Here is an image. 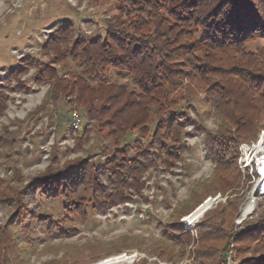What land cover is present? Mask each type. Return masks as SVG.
Returning a JSON list of instances; mask_svg holds the SVG:
<instances>
[{"label":"rangeland","instance_id":"obj_1","mask_svg":"<svg viewBox=\"0 0 264 264\" xmlns=\"http://www.w3.org/2000/svg\"><path fill=\"white\" fill-rule=\"evenodd\" d=\"M126 2L0 0V264H95L134 250L154 257L158 244L166 250L163 258L175 264L185 260L189 264H221L230 251L236 264L264 256V240L239 241L244 230L264 225V197L252 196L262 181L255 171H242L230 160L219 163L216 154L210 153L232 108L218 109L205 94L209 84L188 79L172 94L188 117L180 144L170 142L174 150L180 146V153L170 163H157L144 171L141 189L129 185L120 196L116 189L119 182H112L115 175L107 170L113 164L110 159L118 150L127 158L134 157L140 147L144 150L155 124L146 131L130 130L117 141L74 103V97L69 101L56 92L53 81L40 79L46 65L56 68L62 78L82 72L76 62H57L55 50L45 49L52 35L69 25L75 30L72 42L104 39L109 28L126 24L125 14L132 8ZM72 42L60 48H70ZM203 50L214 67L264 73L263 37L250 40L240 50ZM109 77L115 84H130L135 89L127 73L111 71ZM217 79L213 77L211 82ZM89 81L93 87L98 83ZM73 112L83 117L80 130L71 128ZM259 127L256 135L240 143H257L264 122ZM82 164L85 174H78L70 191L66 187L62 194L38 191L43 181L68 170L79 172ZM218 194L226 200L210 210L235 209L231 223L225 224H231V237L223 252L213 256L215 251H210L198 258L200 248H205L198 240L200 229H187L189 244L174 241L171 235L178 233L175 226H183L182 218ZM248 199H256L257 206L244 216ZM25 207H33L32 212L20 216ZM94 251L104 254L92 259Z\"/></svg>","mask_w":264,"mask_h":264},{"label":"trees","instance_id":"obj_2","mask_svg":"<svg viewBox=\"0 0 264 264\" xmlns=\"http://www.w3.org/2000/svg\"><path fill=\"white\" fill-rule=\"evenodd\" d=\"M126 4L132 7L125 14L126 24L117 29L109 28L104 39L82 38L72 42L75 30L69 25L52 35L45 49L55 50L57 62L65 59L76 62L82 72H71V77L62 78L56 68L46 65L40 78L53 81L56 92L69 101L74 97V103L117 141L130 130L143 128L146 131L155 124L151 142L144 150L140 147L141 151L130 158L118 150L110 159L113 164L107 170L115 175L112 182H119L118 194L123 195L129 185L141 189L144 171L157 163L166 165L180 153V146L174 150L170 142L180 144L188 117L179 98L172 94L178 93L188 79L209 84L205 94L218 109L232 108L209 151L216 154L219 163L230 160L238 164L239 146L243 144L240 142L256 135L264 122V73L214 67L203 49L233 47L240 50L250 40L264 38V0H127ZM71 42L70 48H60ZM111 71L130 75L135 89H131L130 84L110 81ZM216 76L217 81L212 83ZM89 79L98 82L95 87ZM85 170L82 164L79 172L68 170L51 177L38 186V191L62 194L60 191L65 187L70 191L69 186L78 180L79 173L84 175ZM32 210L33 207H25L19 215H27ZM234 211L231 207L229 212L209 210L204 214L196 226L200 229L198 240L205 247L200 248L198 258L206 257L210 251H215L211 253L213 256L224 251V243L231 237L228 231L231 224L227 227L225 224L231 223ZM261 225L244 230L239 241L264 240V225ZM174 229L178 232L171 235L174 241L191 242L186 228L179 225ZM157 249L161 251L157 250L154 257L176 263L163 258L166 250L161 244ZM103 254L94 251L92 259ZM139 264L148 262L144 260ZM242 264H264V256L246 259Z\"/></svg>","mask_w":264,"mask_h":264},{"label":"built area","instance_id":"obj_3","mask_svg":"<svg viewBox=\"0 0 264 264\" xmlns=\"http://www.w3.org/2000/svg\"><path fill=\"white\" fill-rule=\"evenodd\" d=\"M70 125L73 130H80L83 125V117L78 112H73L71 116ZM239 152H240V156H239L238 164L240 169L242 171H248V170H251L252 172L255 171L256 174L258 175L257 177L258 180L262 181L258 183V185L253 189L252 196L253 195L255 196L256 194L259 197H264V131H262L259 141L257 143L240 145ZM212 198L214 199V204H212L210 209L215 207L220 202H224L226 200L225 198H223L221 194H218L215 197L208 198L206 201ZM252 200H253L252 210L248 215H250L257 206V200L256 199H252ZM187 217H184L181 220L183 227L188 230H192L194 232L196 225L198 224L199 220L202 217L198 220V222L195 225H188L186 221ZM144 260L147 261L148 264H174L171 262L162 261L157 257L148 256L146 253L138 250L123 252L119 255L107 258L95 264H139L141 261ZM189 263H190L189 261L185 260L177 264H189ZM221 264H236L235 260L232 257V251H230L227 254V258Z\"/></svg>","mask_w":264,"mask_h":264},{"label":"bare ground","instance_id":"obj_4","mask_svg":"<svg viewBox=\"0 0 264 264\" xmlns=\"http://www.w3.org/2000/svg\"><path fill=\"white\" fill-rule=\"evenodd\" d=\"M252 202L253 200H249L248 203L245 205V213L243 215H248L252 210ZM214 204V199H209L208 201L204 202L198 209H196L192 215L188 216L186 221L188 225H195L196 222L210 209V207Z\"/></svg>","mask_w":264,"mask_h":264}]
</instances>
